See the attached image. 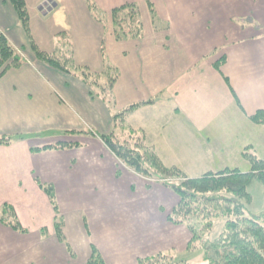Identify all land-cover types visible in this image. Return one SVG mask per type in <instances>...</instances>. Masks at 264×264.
Segmentation results:
<instances>
[{
    "label": "crops",
    "instance_id": "1",
    "mask_svg": "<svg viewBox=\"0 0 264 264\" xmlns=\"http://www.w3.org/2000/svg\"><path fill=\"white\" fill-rule=\"evenodd\" d=\"M92 1L106 20L108 10L134 2L142 37L116 41L85 0H25L32 39L50 52L54 36L66 32L75 62L93 72L103 68L102 47L118 71L114 110L153 101L126 123L143 133L163 166L197 178L250 170L247 150L264 161V125L252 120L264 116V0ZM0 32L27 60L0 72V134L22 137L0 146V209L10 206L23 229L0 223V264H49L58 248L56 214L39 184L55 187L63 232L83 247V260L91 246L106 264L184 250L183 226L167 220L178 201L169 188L127 169L99 139L65 136L87 127L109 133L111 111L78 79L35 61L8 0H0ZM59 141L82 146L30 151ZM42 230L49 240H40ZM64 262L72 264L70 257Z\"/></svg>",
    "mask_w": 264,
    "mask_h": 264
},
{
    "label": "trees",
    "instance_id": "2",
    "mask_svg": "<svg viewBox=\"0 0 264 264\" xmlns=\"http://www.w3.org/2000/svg\"><path fill=\"white\" fill-rule=\"evenodd\" d=\"M89 10L99 22L106 24L100 14H96V5L89 0ZM13 7L21 30L24 32L28 45L36 62L56 69L78 79L89 88V95L99 98L111 111V130L107 134L98 133L90 129L64 131L67 137H91L99 139L113 156L133 173L146 179L160 180L177 197L178 202L167 215V220L175 225L190 227L191 240L187 249L198 243L204 251V258L208 264H264V226L256 219L246 215L243 205L238 200L250 202L251 195L248 188L254 182L264 187V161L250 151H244L242 156L250 165L246 173L238 169H223L216 173H206L197 178H187L176 168L163 166L153 149L145 144L143 133L132 130L126 123L127 117L137 108L151 104L149 100L139 104L128 105L120 111L114 110L112 89L118 78V71L104 54L101 47L103 68L100 72H93L88 66H81L75 62L70 37L66 32L56 34L53 48L50 52L41 50L34 42L30 33V14L25 0H8ZM97 8V7H96ZM111 29L116 41L139 40L142 37V24L134 2L124 3L110 11ZM26 58L15 49L8 39L0 33V72L6 69H17L26 64ZM217 68L219 64L215 65ZM3 69V70H2ZM255 123L264 125L262 112L252 116ZM18 134H0V146H8L21 139ZM82 146L71 141H59L30 148L31 153H41L50 150H67ZM120 175L119 172L116 173ZM179 177L177 184L170 183L171 177ZM38 181V179H36ZM39 187L48 197L56 216L53 222L54 234L59 242H65L63 236V222L56 209L53 185ZM223 193L225 196H223ZM222 194V195H221ZM219 196V197H217ZM222 201V203H220ZM194 204H198V209ZM201 205L202 207H200ZM202 217V218H199ZM227 219L223 233L213 240H203L196 230L188 225L187 219L193 222L207 220L214 217ZM200 219V220H199ZM0 223L9 226L17 232H23L13 209L3 205L0 209ZM202 229L208 231L209 227ZM45 230H42L44 233ZM72 256V253L70 254ZM86 264H106L98 250L91 246V254ZM136 264H188L176 260L164 253L139 258Z\"/></svg>",
    "mask_w": 264,
    "mask_h": 264
},
{
    "label": "rangeland",
    "instance_id": "3",
    "mask_svg": "<svg viewBox=\"0 0 264 264\" xmlns=\"http://www.w3.org/2000/svg\"><path fill=\"white\" fill-rule=\"evenodd\" d=\"M89 1L93 2L92 0H89ZM95 9L97 12L96 14H100L104 18L105 22L109 23L108 26L111 28L110 11L113 8L107 11V12H109L108 20H106L107 16L104 12H102L99 8L95 7ZM137 11L139 14L138 8H137ZM139 18H140V15H139ZM11 45H12V43H11ZM17 51H19V53H21L20 50H17ZM87 129H90L92 131H96L94 129H91L90 127H87ZM98 133H100V132H98ZM98 141H100V140H98ZM239 168L240 169L237 168L238 171H240L242 173H246L249 171L248 167L247 168L239 167ZM244 169H247V170H244ZM200 176L201 175H199V177ZM144 179H146V178H144ZM146 180H148L150 183L160 184V185L164 186V184L160 180H156V179H146ZM168 181L170 183L177 184L181 181V178L174 176V177H171V179ZM53 188H55V187H53ZM248 193L251 195L250 202H247L246 200H238V201L243 205L244 211H245L247 216L256 219L258 222H260L264 226V187L260 183L254 182L248 188ZM223 196H225L224 193H223ZM54 197H55L56 209L58 210L59 216L61 218V221L63 222V227H64V218L62 215H60V212H59V210H60L59 209V203H58L57 198H56L55 189H54ZM217 197H219V196H217ZM220 203H222V201ZM194 205L196 207L195 210H199L198 204H194ZM199 206L202 207L201 205H199ZM80 215H81V219L83 220V216H84L83 213L81 212ZM199 218H202V217L199 216ZM111 221H112V219L107 220L108 223ZM187 221L189 223L188 225H190L192 227V229L194 228L196 230V232L198 233V235H200L203 238V240H210L211 241L223 233L227 219L225 217H217L216 216L214 218H209L207 220L203 219L200 221L193 222L192 219H190V220L187 219ZM83 222H84V225L87 224V222H85V221H83ZM173 225H175V224H173ZM179 226H183L184 233H185L184 250L179 251V250L172 249V250H166V251H162V252H158V253L167 254L171 257H174V259H176V260L185 261L188 264H208V261L205 260V258H204V251L199 247L198 243L194 244L193 248L190 247L189 249H187V246H188V244L191 240V237H192V232H191L190 227H187V226L182 225V224ZM205 226L209 227L208 231L202 229ZM84 229L86 231L87 227L86 228L84 227ZM62 231H63V228H62ZM71 231L73 233L74 229L72 228ZM62 233H63L64 239H65V242H59L56 238V235L54 234L55 238L59 244H57L58 248H55L53 254L52 253L50 254V259L48 258V261L51 262V263L49 262V264H53V263L54 264H65L64 259H66V257L71 258L72 264H82V263L86 264L87 261L82 259L84 257V254H85V250L83 249V247L79 248L75 245H72L71 242L69 240H67L64 232H62ZM49 236L50 235L45 230L44 233H41L40 240L41 241L49 240L48 239ZM105 243H106V245H110V242L108 240H105ZM71 253H72V256L70 255ZM67 262H70V260L67 259Z\"/></svg>",
    "mask_w": 264,
    "mask_h": 264
}]
</instances>
